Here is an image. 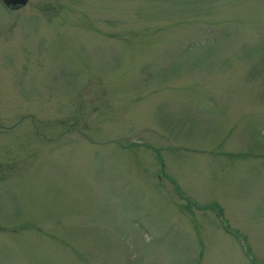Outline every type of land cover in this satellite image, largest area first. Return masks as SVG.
I'll return each instance as SVG.
<instances>
[{
	"label": "rangeland",
	"instance_id": "1",
	"mask_svg": "<svg viewBox=\"0 0 264 264\" xmlns=\"http://www.w3.org/2000/svg\"><path fill=\"white\" fill-rule=\"evenodd\" d=\"M0 264H264V0H0Z\"/></svg>",
	"mask_w": 264,
	"mask_h": 264
},
{
	"label": "water",
	"instance_id": "2",
	"mask_svg": "<svg viewBox=\"0 0 264 264\" xmlns=\"http://www.w3.org/2000/svg\"><path fill=\"white\" fill-rule=\"evenodd\" d=\"M4 4L10 7L25 4L28 0H2Z\"/></svg>",
	"mask_w": 264,
	"mask_h": 264
}]
</instances>
